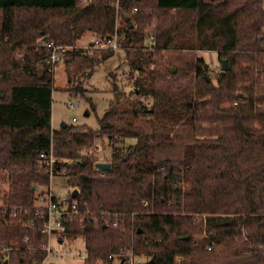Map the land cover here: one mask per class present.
Returning a JSON list of instances; mask_svg holds the SVG:
<instances>
[{"label": "trees", "instance_id": "1", "mask_svg": "<svg viewBox=\"0 0 264 264\" xmlns=\"http://www.w3.org/2000/svg\"><path fill=\"white\" fill-rule=\"evenodd\" d=\"M87 33L118 35L132 90L110 74L114 99L98 130L53 129L44 43L72 46L69 91L86 97V81L115 55L77 47ZM151 35L153 50L144 46ZM195 51L216 52L229 69L209 81L203 58L184 63ZM164 53L178 55L177 74ZM115 136L145 143L113 153L110 171L97 169L83 150ZM51 151L54 175L79 191L69 205L81 213L64 220L59 240L83 237L85 264H113L109 256L127 248L149 257L145 264H264V0H0V181L9 184L0 264L47 256L36 200L51 182ZM14 240L20 245L4 260Z\"/></svg>", "mask_w": 264, "mask_h": 264}, {"label": "rangeland", "instance_id": "2", "mask_svg": "<svg viewBox=\"0 0 264 264\" xmlns=\"http://www.w3.org/2000/svg\"><path fill=\"white\" fill-rule=\"evenodd\" d=\"M217 1L222 2L223 0ZM94 40L95 36L92 33H87L78 41L77 47L88 48L90 43ZM144 46H149L148 39L145 40ZM114 51L115 55L111 59L101 63L96 68L92 78L84 84L86 97L71 95L69 91L71 85L66 74L65 61L62 60V62L56 66L54 71L52 104L53 129H59L63 123H67L73 125H87L91 129L98 130L100 128L99 118L104 115L109 103L114 99L110 74L117 76L119 84L121 87H124L127 93L132 90V86L128 80L130 69L127 64L126 53L120 46ZM164 54L168 60L175 61L174 63L179 68L176 69L174 67V69H176L175 74H177L181 66L180 62L176 60L178 55L174 53ZM195 58H203L205 64H208L207 74L209 78H215L216 74L221 71V61L216 52L195 51L192 54L183 55L184 63L194 60ZM154 66L155 65H152V67ZM71 105H76V107L72 108ZM144 143L143 139L138 138L115 136L113 140H110L108 137H104L96 143V146L99 147L98 149L93 147L83 150V152L85 155L96 156L99 162H109L113 153L124 154L130 147L144 145ZM0 185L1 204L2 193L7 191L9 187L8 178L2 175ZM51 185L57 195L64 193L70 188L67 177L56 176L52 180V184L50 182V185L42 189L38 193V196L42 191H48ZM38 190L40 189L38 188ZM52 247L53 253L49 260L50 264H85L87 252L85 239L83 237H78L76 239L65 238L63 242H59V239L55 236L52 241ZM133 254L135 264H145L150 261L149 257Z\"/></svg>", "mask_w": 264, "mask_h": 264}, {"label": "built area", "instance_id": "3", "mask_svg": "<svg viewBox=\"0 0 264 264\" xmlns=\"http://www.w3.org/2000/svg\"><path fill=\"white\" fill-rule=\"evenodd\" d=\"M82 3H90L92 0H81ZM137 11V10H135ZM149 46L148 49H153L156 46V37L155 35H151L148 38ZM44 46L51 49L50 62L52 65L53 72L57 65H59L62 60H64V56L67 51L72 49V46L61 45L56 43L53 40L46 41ZM88 48L92 49H105V50H117L119 48L118 43V35L115 34L112 37H95V40L90 43ZM237 104V103H236ZM72 108H75L76 105H71ZM95 148H99L95 146ZM43 157H45L43 155ZM56 159L53 156L51 151L50 156L45 160L44 167L47 168L51 174V184L52 180L56 177L54 174ZM61 174L65 173L64 169L60 170ZM76 188L70 187L69 190L65 191L62 194H55V191L51 185L48 191L43 192L37 197L36 207L37 211L43 214H46V220L43 225V235L46 237L47 242L43 244V250L47 252V256L42 264H50L49 260L52 257L53 247L52 241L54 237L59 239V233L64 229V220L68 218L72 221L80 220L81 213L78 208L77 202L75 201L72 206L70 204L71 194ZM79 196V194H78ZM76 196V197H78ZM23 242L27 245V250L34 249V241L30 238V236L25 237ZM59 242H63L60 241ZM20 243L17 240H14L13 244L10 247L4 246L3 252L6 254L4 256V260L9 259V252L14 248L17 249ZM211 250L212 247L210 246ZM63 259V258H62ZM109 259L113 261V264H135L133 250L131 248H127L125 250H121L119 254L110 255Z\"/></svg>", "mask_w": 264, "mask_h": 264}, {"label": "water", "instance_id": "4", "mask_svg": "<svg viewBox=\"0 0 264 264\" xmlns=\"http://www.w3.org/2000/svg\"><path fill=\"white\" fill-rule=\"evenodd\" d=\"M221 61V69L222 71H227L229 69L228 66V61L227 60H220ZM204 70L206 72V77H208L207 75V71H208V64H204ZM173 73H176V69L173 68ZM208 80L211 81V79L208 77ZM62 128L66 127V123H63L61 125ZM96 168L99 170H103V171H110L111 170V164L109 162H99L96 164ZM39 187L38 186H34V189L37 190ZM79 191L78 189H75L73 192V196L76 197L78 196ZM55 264V263H52ZM151 264H153V261H151Z\"/></svg>", "mask_w": 264, "mask_h": 264}, {"label": "crops", "instance_id": "5", "mask_svg": "<svg viewBox=\"0 0 264 264\" xmlns=\"http://www.w3.org/2000/svg\"><path fill=\"white\" fill-rule=\"evenodd\" d=\"M52 127H53V125H52Z\"/></svg>", "mask_w": 264, "mask_h": 264}]
</instances>
